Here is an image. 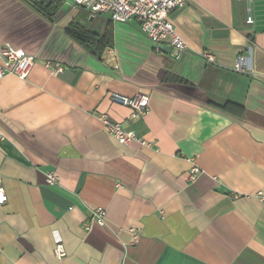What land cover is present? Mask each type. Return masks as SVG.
<instances>
[{"label":"crops","instance_id":"obj_1","mask_svg":"<svg viewBox=\"0 0 264 264\" xmlns=\"http://www.w3.org/2000/svg\"><path fill=\"white\" fill-rule=\"evenodd\" d=\"M184 2L175 61L136 22L70 7L51 36L23 0H0V47L37 60L24 80L0 78V264H264V0ZM72 24L109 30L110 46L90 54ZM137 93L149 111L129 120L111 96ZM100 115L149 146L117 144ZM97 208L105 225L86 229Z\"/></svg>","mask_w":264,"mask_h":264},{"label":"built area","instance_id":"obj_2","mask_svg":"<svg viewBox=\"0 0 264 264\" xmlns=\"http://www.w3.org/2000/svg\"><path fill=\"white\" fill-rule=\"evenodd\" d=\"M56 1V0H50ZM69 2L71 8L81 9L90 16L105 17L112 23L128 24L136 22L143 37L148 40L156 48L163 45L170 48V56L173 60H178L186 51L187 47L183 40L175 32L170 20L173 11L184 7V0H62ZM247 23H252L250 9H248ZM208 61L212 60L210 55H205ZM36 58L15 49L11 45L5 43L0 47V78L12 75L20 80L27 78L29 72L36 64ZM53 76L61 74L63 67L51 62H42ZM236 70L242 72V59L238 58ZM111 101L122 107L130 109L129 120H137L145 116L149 111L148 96L137 93L132 98H126L118 95H112ZM99 119L102 123L104 132L112 138L117 144L128 146L132 142H136L141 146H149L142 138L136 136L133 132L127 131L122 123L113 122L106 115H100ZM4 140V136L0 133V142ZM199 174V170L194 167L190 171V180L194 181ZM45 183L53 186L57 183V176L54 172L46 174ZM7 201V196L2 187V177L0 174V204ZM106 222V212L102 208L94 210L84 226L90 229L92 225L104 226ZM137 236L134 239L137 240ZM54 255L58 259L65 256L64 248L60 240H56L54 246Z\"/></svg>","mask_w":264,"mask_h":264},{"label":"trees","instance_id":"obj_3","mask_svg":"<svg viewBox=\"0 0 264 264\" xmlns=\"http://www.w3.org/2000/svg\"><path fill=\"white\" fill-rule=\"evenodd\" d=\"M57 1L58 0H56L54 4ZM65 33L74 40V42L84 48L85 51L96 57L100 55L104 48H108L111 44L109 30H106L105 34L102 36H98L77 24H72L66 28Z\"/></svg>","mask_w":264,"mask_h":264},{"label":"rangeland","instance_id":"obj_4","mask_svg":"<svg viewBox=\"0 0 264 264\" xmlns=\"http://www.w3.org/2000/svg\"><path fill=\"white\" fill-rule=\"evenodd\" d=\"M24 3L27 5L28 10H31L32 12L40 14V17L43 20L44 28H49L48 30L51 31L53 28L54 30H62L63 28V22H59L60 25H52V28L49 27V25L46 24H51V20L53 17V14L55 15L56 19H60L63 15H65L71 8H70V3L69 2H64L57 10L56 7L58 6L59 2L62 0H58L55 4V1H50V0H23ZM56 10V11H55ZM40 11V12H38ZM55 11V13H54ZM29 13V12H28ZM29 15V14H28ZM46 25V27H45ZM48 26V27H47ZM56 26V27H55ZM59 26V27H58ZM52 29L51 31V36H55L56 32H54Z\"/></svg>","mask_w":264,"mask_h":264},{"label":"water","instance_id":"obj_5","mask_svg":"<svg viewBox=\"0 0 264 264\" xmlns=\"http://www.w3.org/2000/svg\"><path fill=\"white\" fill-rule=\"evenodd\" d=\"M156 49L159 50L160 52H163L166 55H170V48L169 47H166V46H163V45H158L156 47Z\"/></svg>","mask_w":264,"mask_h":264}]
</instances>
